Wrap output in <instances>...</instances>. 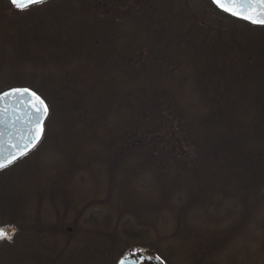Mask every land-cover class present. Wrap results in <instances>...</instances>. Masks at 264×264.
I'll list each match as a JSON object with an SVG mask.
<instances>
[{"label": "trees", "instance_id": "1", "mask_svg": "<svg viewBox=\"0 0 264 264\" xmlns=\"http://www.w3.org/2000/svg\"><path fill=\"white\" fill-rule=\"evenodd\" d=\"M259 29L211 0H48L26 12L0 0V95L26 88L50 109L41 141L0 171V192L5 174L12 183L14 169L34 150L65 156L71 149L55 187L63 190L94 161L109 172L124 209L119 220L129 216L128 226L149 216L139 225L146 230H133L131 238L159 234L166 210L179 221L172 239L198 238L194 251L210 263L256 210L264 212V39L253 32ZM235 213L239 224L222 232V221ZM184 217L201 226L189 221V231ZM10 222L16 238L19 220ZM37 228V244L64 234ZM21 234L8 248L24 250ZM159 240L120 250L122 242L105 238V260L118 264L143 248L173 264V253L157 249ZM0 247V264L21 262L18 254L5 255L4 242ZM91 248L92 256L102 251ZM195 257L192 264L204 263ZM70 259L56 253L50 264Z\"/></svg>", "mask_w": 264, "mask_h": 264}, {"label": "rangeland", "instance_id": "2", "mask_svg": "<svg viewBox=\"0 0 264 264\" xmlns=\"http://www.w3.org/2000/svg\"><path fill=\"white\" fill-rule=\"evenodd\" d=\"M239 28L245 27L239 25ZM253 32H259L258 36L264 39L263 29ZM50 151L51 153L44 151V149H38L31 152L32 155L29 154L31 156L14 169L13 173L18 176L13 179L12 183L7 181L6 176L8 174H5V190L3 187V191L0 192V229H4L6 234H13V228L9 225L10 223L15 224V222H10L11 220H19L18 228H20L16 238L12 235L11 240H0V243H5V255L9 251V254L13 253L20 256L21 262L19 264H50L55 259L56 253L68 258L71 256V259L65 264H78L79 262H74L76 259L79 260L78 255L88 263L116 264L114 258H110L109 261L105 260L103 248V245H106L104 243L105 238L109 241L122 242V246H118L119 249L121 248L120 250L130 246H141L145 243H156L160 239L159 241L162 243L157 249L165 255L166 253H173L169 254L173 264H192L194 262L192 259H196V254H199L197 258L201 259L202 262L204 261L203 264H264V212L262 209L256 210L252 214V221L247 223L250 226H243L242 232L233 236L235 238L230 246L221 248L220 253L214 254L212 261L207 263L204 256L201 258L203 254L194 251V246L196 250L198 247V238L191 237L189 234L178 239H172L179 221L171 218V214L166 210L162 213L166 221L163 223L159 234L151 232L148 235V240L145 241L131 238L129 235L133 230L144 229L139 225L149 219V216L144 218L143 222L135 223L132 221V224L128 226L124 222L130 219L129 216L120 221V215L124 209L119 206L121 202L118 205V200H115L117 193L112 192V186H109V172L95 164L94 161L81 165L80 175L76 176L75 180L65 181L66 185L63 186V190L55 187V180L63 172L61 170L64 167L65 157H71L72 150L69 149L65 156L58 155L59 153L53 149ZM81 153H84V150L78 154ZM73 154L76 155V151H73ZM9 183L12 185L11 187ZM12 188L16 193L15 198L12 195ZM127 189L125 188L124 191ZM21 199L23 201H21L19 208L15 202ZM154 200L153 197L152 201ZM145 203L150 204L149 201H145ZM221 217L224 218V216ZM240 218V214L237 213L229 218L226 216V219L222 221V226H220L222 232L226 233L225 231L232 225L237 226ZM189 221L192 225L201 226L199 220L193 221L192 217L186 220L184 217L183 223H186L189 231H192ZM37 227H58L64 234L59 236L57 240L50 236L49 239H43L42 243L37 244L39 241L36 237L41 231ZM127 232H129L128 235L125 234ZM21 233H25L26 241H22L23 244L25 243L24 250L22 248L15 250L8 248L7 243H14L16 239H21ZM42 244H47L48 248L43 250L40 248ZM112 244L113 242L109 243V247ZM90 246L96 253L97 249L102 251L96 256L89 255L88 248ZM51 247L54 252H51ZM79 249L82 250L79 252ZM83 249L86 250L83 251ZM42 253L45 255L44 257Z\"/></svg>", "mask_w": 264, "mask_h": 264}, {"label": "water", "instance_id": "3", "mask_svg": "<svg viewBox=\"0 0 264 264\" xmlns=\"http://www.w3.org/2000/svg\"><path fill=\"white\" fill-rule=\"evenodd\" d=\"M8 1L11 3V0ZM211 1L213 3V0ZM11 5L13 4L11 3ZM213 5L223 12L215 3H213ZM223 13L236 20L242 21V23L245 22L256 27L264 28V26L249 23L247 20L232 16L226 12ZM11 91L12 90L6 93ZM4 94L1 96H4ZM36 104L37 101L34 96L14 95L7 96L3 100H0V160L5 163H7L8 159L13 155L17 157L21 156L19 150L28 142L30 129L35 123V120L38 119L34 112ZM47 118L48 117H46L45 121ZM118 264H162V262L158 258L149 256L145 249L136 248L129 250L124 257H121Z\"/></svg>", "mask_w": 264, "mask_h": 264}, {"label": "snow or ice", "instance_id": "4", "mask_svg": "<svg viewBox=\"0 0 264 264\" xmlns=\"http://www.w3.org/2000/svg\"><path fill=\"white\" fill-rule=\"evenodd\" d=\"M48 0H11V3L21 12L30 11L33 7H38L46 4ZM223 12L240 19L247 20L249 23L264 26V0H213ZM34 96L37 104L34 107V112L38 119L35 120L32 128L30 129V136L28 142L21 148L20 154H26L31 148L35 147L43 138L45 134L44 121L48 116L50 109L48 105L40 98L35 92L26 88H16L4 96H0L3 100L7 96ZM18 157L11 156L7 163L0 160V171H3L6 166L13 164ZM12 239V235L6 234L4 229H0V240Z\"/></svg>", "mask_w": 264, "mask_h": 264}]
</instances>
